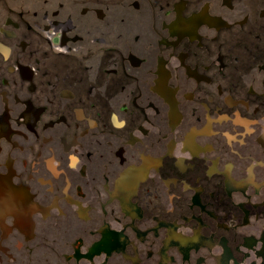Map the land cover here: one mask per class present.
Returning <instances> with one entry per match:
<instances>
[{"label":"flooded vegetation","instance_id":"af4514ba","mask_svg":"<svg viewBox=\"0 0 264 264\" xmlns=\"http://www.w3.org/2000/svg\"><path fill=\"white\" fill-rule=\"evenodd\" d=\"M0 264H264V0H0Z\"/></svg>","mask_w":264,"mask_h":264}]
</instances>
